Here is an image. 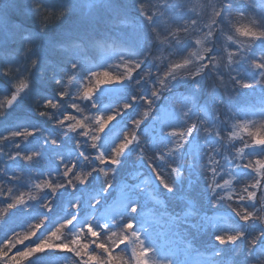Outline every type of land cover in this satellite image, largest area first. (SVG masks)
<instances>
[{
  "label": "snow or ice",
  "instance_id": "6c2138e0",
  "mask_svg": "<svg viewBox=\"0 0 264 264\" xmlns=\"http://www.w3.org/2000/svg\"><path fill=\"white\" fill-rule=\"evenodd\" d=\"M5 8L9 7L7 0H0ZM11 7L19 14L13 13L12 23L4 25L6 38L12 41L23 42V63L15 65L5 63L0 65V73L9 77L12 82V90L5 95L4 102L0 103V117H6L7 110L32 87V69L38 65L39 56L33 53V48L39 42V35L27 29L28 15L33 13L43 30L49 24L54 23L65 12L72 8L71 2L60 7L46 6L42 0H30L25 4L23 0ZM123 5L114 6V22L126 25L129 22L122 17L120 9ZM136 8L140 16L149 26L141 37L145 49L143 56L117 55L124 52L127 46H122L115 38L110 40L93 39L85 44L81 40H72L55 43L54 47L61 53H67L73 57L67 70L61 69L60 75H56L57 65L49 58L45 59L41 72L47 69L55 78L57 86V98H47L42 102L44 109L57 110L61 107V101L65 98L80 103L88 102V115L82 118L70 116L66 112L62 118H57L54 123L65 130V133H76L82 139L76 140L79 149L82 143H86L94 152L85 154L79 152L84 161L95 164L85 169L77 167L76 159L65 161L63 156H57L59 170L45 172L46 179L29 183L30 177L25 178L24 173L16 168L13 173H6L5 166L0 164V173L7 175L9 180L17 181L25 179L26 186L19 187L0 180V199L7 201L3 211L24 206L28 208L29 202L38 199L44 193H50L43 200L41 206L52 209L53 198L57 192L64 188L73 191L78 185H86L93 172H98L103 178V187L90 200V207L96 208L104 196L119 198L121 205L127 203V211L137 213L140 204L130 202V195L144 201L146 214L155 223L167 222L173 225H189L201 216L200 209L186 193H181L178 200L181 204V215L177 216L167 212L161 207L162 201L151 187L147 177L137 173L135 181L124 184L117 192H112L114 187V174L116 167L121 162V156L130 146H137L136 155L146 160L152 169V175L160 183L163 189L174 191L176 182L187 178V166L194 170L203 169L207 187L213 197V203L223 200L229 204L233 212L245 224L256 220L260 228L252 235L246 236L245 231L222 232L215 235L214 239L221 245L235 244L244 239L245 256L247 264H264V106L260 113L254 117H240L238 104L241 89H249L255 85L264 86V50L254 53L257 42H264V0H207L200 6L201 12L210 10L209 23H201V12L189 7L188 0H136ZM202 36L192 41V36L197 33ZM185 40H190L189 48L196 51H187L181 54L179 46ZM88 47H92L105 57H114L112 63L96 70L83 71L80 67L83 55ZM219 47V51H216ZM159 53V55H155ZM179 57V61L174 58ZM145 59H150L153 67L144 68ZM166 68L161 71V66ZM244 67H241V66ZM223 69V72L220 69ZM155 69V73H153ZM251 70L255 73V79H246L245 72ZM212 73L211 80L212 107L208 113L206 108H201L196 115H192L194 96L184 95L175 98L171 105L158 116H154L156 101L171 90L173 83L178 78H187L193 81L195 89L200 88L197 79L202 73ZM134 80L139 84L147 80L150 85V94L133 95L128 101L116 104L109 111H101L94 99L97 90L108 83H123L126 80ZM79 87L73 91L72 85L77 81ZM216 89H222V94H216ZM225 100L228 104H225ZM140 101L142 109L140 113L130 121V126L123 130L118 143L110 152L101 149L99 141L101 133L121 113L132 107L134 102ZM40 102L37 101V107ZM83 113V109L76 102L68 105ZM92 109H96L92 111ZM37 110V109H36ZM41 116L53 118L51 111L37 110ZM179 115L182 125L169 126L170 119ZM147 117L158 119L162 126L161 131L167 129V135L172 139L167 144H162L154 150L148 146L152 140L141 134L140 128ZM71 121H75L74 123ZM37 128L23 127L8 131L0 135V155L7 161H15L20 158L24 162L31 163L40 156L39 151H19L20 144L28 137L38 132ZM196 137V142L191 145V150L186 152V146ZM217 143H209V138ZM247 137V138H246ZM19 138V140H17ZM12 143L6 148L5 142ZM60 141L51 135L45 134L43 145H59ZM201 145L203 147H201ZM157 161L160 164H157ZM223 161V162H222ZM227 165V169L225 167ZM246 169L250 175L246 178L252 182L247 184L242 192L237 193L232 185L240 178L233 175L235 169ZM229 175L230 179H224ZM10 185V186H8ZM21 188L29 189L26 193ZM37 194H33L32 190ZM259 201L257 204L256 202ZM235 204L237 207H232ZM252 204L255 207L247 205ZM69 207L76 214L65 218L53 229L40 237L34 243L32 241L44 225L46 217H41L35 223L29 225V230L23 236L12 233V238H7L2 243L7 248L0 249V264H25V261L35 253L47 249H59L70 251L78 258L79 264H118L119 252L128 257L127 264H159L150 259L154 249L146 247L140 231L135 230L136 221L121 216L124 222L117 227H110L107 222L98 225L89 221L69 232L68 229L77 219L80 208V200H73ZM3 217H0L2 219ZM113 225L116 220L111 222ZM67 231L71 238L63 235ZM81 234H86L88 242L81 240ZM108 235L110 243L97 242L104 235ZM23 245L22 250H16L9 255L16 245ZM240 249L235 255L240 254ZM219 256L221 253L216 252ZM169 264H176L175 260Z\"/></svg>",
  "mask_w": 264,
  "mask_h": 264
},
{
  "label": "rangeland",
  "instance_id": "374dc122",
  "mask_svg": "<svg viewBox=\"0 0 264 264\" xmlns=\"http://www.w3.org/2000/svg\"><path fill=\"white\" fill-rule=\"evenodd\" d=\"M17 0H7L9 7L5 8L4 4H0V65L5 63H12L19 65L23 63V42L20 40L12 41L6 38L4 31L5 24L12 23L13 13L19 14L18 11L11 7ZM27 5L30 0H23ZM71 2L72 8L65 12V14L49 24L43 30L40 29V24L37 17L30 11L28 15L27 29L39 35V42L33 48V53L39 56L38 65L32 69L31 80L32 87L15 102V104L7 110L6 117H0V135L6 134L13 129L23 127L39 129L34 135L27 138L20 144L19 151H39L40 156L37 160L28 163L17 158L15 161H7L6 157L0 155V164L5 166L6 173H13V170L19 168L24 177L31 179L29 183L39 182V180L46 179L43 177L45 172H54L59 170V161L57 156H63L65 161L76 159L77 167H84L85 169L95 164L93 160L91 164L84 161L79 156V152L83 151L85 154L94 152L86 143H82L78 149L76 140L82 139L76 133H65V130L54 123L57 118H62L66 112L70 116H77L82 118L83 115H88L89 103L86 101L80 103L65 98L61 101V107L57 110L44 109L42 102L47 98H57V86L55 78L51 72L41 68L44 67L45 59H51L58 67L56 75H60V70H67L70 67V61L73 59L67 53H61L59 49L54 47L55 43L66 42L72 40H81L87 44L93 39L110 40L115 38L122 46H127L124 52H118L117 55H134L143 56L144 47L141 37L148 30V25L144 18L140 16L136 8V0H42L46 6L53 8H60ZM189 7L195 8L196 12H201L200 6L207 3V0H188ZM117 5H123L120 9L122 17L129 23L126 25H119L114 22L113 8ZM210 10L201 12V23H209ZM203 33L197 32L192 36V41L202 36ZM190 40H185L179 46L181 54L187 51H196V48H189L191 46ZM264 50V42H257L254 48V53ZM216 51H219L217 47ZM86 59L82 60L80 67L83 71L96 70L97 68L105 67L112 63L114 57L105 58L101 56L98 51L92 47H88L87 51L83 53ZM159 55V53H155ZM179 61V57L174 58ZM144 68L153 67L154 65L150 59H145ZM241 67H244L243 65ZM166 68L162 65L161 71ZM155 73V69L152 70ZM223 72V69H220ZM126 80L123 83H108L101 86L96 94L95 101L99 110L109 111L116 104L128 101L133 95H148L150 94V85L147 80L141 81L139 84L134 83L135 79ZM246 79H255V73L251 70L245 72ZM200 82V88L193 87V81L187 78H178L173 83L170 91L165 92L159 100L156 101V108L153 115L158 116L161 111L166 110L172 101L180 96L193 95L194 106L192 115H196L201 108H206L207 112H211L212 107V87L211 80L214 79L212 73L205 71L197 78ZM77 81L73 82V91L79 87ZM12 90V82L9 77L0 73V103L4 102L5 95H8ZM216 94H222V89H216ZM37 101L40 106L37 107ZM76 102L83 109V113L76 109L68 107L71 103ZM225 104L228 101L225 100ZM238 104L242 105L238 115L244 117H254L259 115L260 109L264 106V86L255 85L249 89H241L239 93ZM51 111L53 118L49 119L46 116L38 114L37 110ZM142 109L140 101L134 102L130 109H127L117 116L101 133L99 145L106 153L111 151V148L118 143L123 130L130 126V121L137 116ZM96 109H92L95 111ZM116 119H120L115 123ZM75 122V121H71ZM183 121L179 115L173 116L169 121V126L182 125ZM162 126L158 119L147 117L143 121L140 132L145 137L152 140L148 146L149 150H154L162 144H167L172 139L167 135V129L161 131ZM45 134L56 137L60 143L57 146L51 144L43 145ZM247 138V137H246ZM196 137L186 146V152L191 150V145L196 142ZM19 140V138H17ZM12 142L6 141L7 148ZM209 143L215 144L213 138H209ZM201 147H203L201 145ZM137 146H130L128 150L121 156V162L116 167L114 174V187L112 192H117L124 184H131L135 181L137 173L143 177H147L151 182V187L158 194L162 201L161 207L167 212L174 215H181V204L178 197L181 193H186L191 197L195 205L200 209L201 216L195 219L189 225H173L167 222L155 223L146 214L144 208V201L133 192L130 195V202L140 204L137 213L133 214L127 211L128 204L121 205L119 198L110 199L109 196H104L103 200L96 208L90 207V200L93 196L100 192L103 187V178L98 172H93L89 177V182L86 185H78L75 191L64 188L57 192L53 198L52 209H45L41 206L43 200L50 193H44L38 199L30 201L29 207L17 206L5 213L3 211L4 205L7 201L0 199V249L7 248L3 245V241L8 237L12 238V233L16 232L18 236H23L25 231L29 230V225L35 223L41 217H46L43 227L33 237L32 241L25 243H34L43 235L53 229L58 223L65 218L76 214L75 210L69 207V204L76 199L80 200V208L77 219L68 231L71 232L80 227L86 222H93L98 225L101 222H107L110 227H117L124 222L120 219L121 216L125 218L131 217L136 221L135 230L140 231L142 238L145 241L146 247H152L150 259L158 261L159 264H169L170 261L175 260L176 264H247L245 256L244 244L245 240H238L235 244L221 245L215 239V235L222 232H233L242 230L245 231L246 236H250L254 231L260 228L259 221L252 220L247 224L241 221L239 217L233 212L228 203L221 200L218 203H213V197L207 187V180L205 179L204 170L182 166L186 168L187 178L176 182L174 191L169 192L163 189L160 183L152 175V169L148 166L146 160L138 158L136 155ZM223 162V161H222ZM157 164H160L157 161ZM227 169V165H225ZM234 176L240 178V182H233V189L240 193L242 189L252 181L246 179L250 172L246 169H235ZM229 175H225L224 179H230ZM0 180L6 181L10 184H16L19 187H25V179L13 181L9 180L7 175L0 173ZM10 186V185H8ZM21 191L28 192L29 189L21 188ZM33 194H37L36 190H32ZM257 204L259 201L256 202ZM249 207L255 205L249 204ZM232 207H237L233 204ZM116 220L117 223L113 225L111 222ZM67 238H71L67 231L63 232ZM86 234H81V240L88 242ZM97 242L110 243L108 235H104ZM23 245H16L11 249L9 255L11 256L16 250H22ZM240 249V254L235 255ZM219 251L221 255L217 256ZM120 257L118 264H127L128 257L119 252L115 253ZM25 264H79L76 258L70 251L59 249H47L43 252L35 253L33 256L25 261Z\"/></svg>",
  "mask_w": 264,
  "mask_h": 264
}]
</instances>
